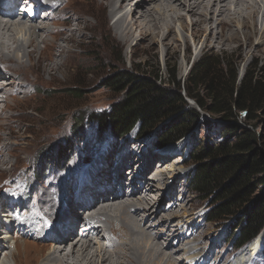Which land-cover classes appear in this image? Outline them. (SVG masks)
Listing matches in <instances>:
<instances>
[{"label":"rangeland","instance_id":"rangeland-1","mask_svg":"<svg viewBox=\"0 0 264 264\" xmlns=\"http://www.w3.org/2000/svg\"><path fill=\"white\" fill-rule=\"evenodd\" d=\"M58 1L61 2L59 10L57 8L55 12L52 9V11L46 12L49 19L45 29H50L46 33H52L45 36L46 38L43 36L46 41L45 45L40 38L37 39L38 48L42 49L45 46L41 54L38 51H33L31 58L26 56L22 58L26 65V71L17 81L21 84H15L19 85L18 89L15 91L16 88H13L14 90L11 91L12 95L7 99L9 102L7 107L5 105L0 118V197L10 195L12 196L11 200L20 203L15 199L28 194L29 197L20 204L17 210L19 212L26 211L20 215L21 218L30 212L36 214V217L28 221L26 229H21L18 236L14 235L9 239L8 251L15 258L13 260L11 256L9 257L10 264H42L43 262L49 264V261L46 262L45 259L49 255H53L48 225L51 222L48 223L45 219L52 220L55 217L48 215L43 207L38 206L37 209H34V198L40 193L44 198L46 197L48 202H51L52 198L49 196L52 191L64 192L68 195L71 192L73 195L77 194L79 198L84 197L86 191L76 192V180L77 177L85 176L88 171L94 175V179L96 175H99L114 183L115 181L111 178L120 174L122 178L116 180L115 184L121 185L123 190L129 188L130 191L133 188L132 185L135 186L136 182L141 181L144 177L150 182L154 181V176L163 177L159 184L160 188H156L155 193L153 192L155 200L158 202L153 208L159 209L160 207L161 210L170 208L164 199V195L170 192L181 199L176 201L178 207L175 206L172 209L174 213L178 214V217L176 221L175 217L173 218L175 223L171 226L174 232L179 229L178 234L185 231V237H182L181 243L185 241V247L190 251L196 247L193 243H196L197 240L198 252H200L198 255L199 257L203 256L202 262H205L204 259L207 256L209 258L207 264H213L216 260V264L222 262L235 264L237 255L245 249L249 251L254 242L248 247L237 249L232 236L236 232L233 231L237 221L236 217L219 223L207 221V213L212 203L193 194L187 186L188 177L194 170V164L189 162L188 148L192 149L199 143L203 146L207 141L216 143L220 140L217 123L213 127L203 124L206 120L216 121L220 115L203 111L194 100L186 98L188 105L185 108L195 109L201 113L199 124L193 130L191 138L184 139L176 145L161 148L156 147L155 138L148 134L142 138L130 134L121 139L107 138V136H103L101 139L95 134V126L87 123L84 117L91 112L107 110L120 99L121 95L115 93L104 83L107 76L122 67L127 70L138 69V73L144 76L158 74L163 82L167 83L168 72H175L177 79L182 81L187 78L191 66L198 62L202 56H218L222 67H225L229 61L231 71H237L238 82L235 85L238 86L239 79L241 80L246 69L251 65L256 66L257 70L259 67L264 68V45L255 48L262 35V30L259 29L264 26L263 24L260 27L264 20V4L261 3L259 14L255 16L257 26L247 23L244 30L250 38L246 40L239 37L237 40L220 43L217 34H209L204 48L202 42L208 35V29L204 34H199L197 30L191 28L190 22L193 17H190L189 25L186 28L178 24L174 25L175 34L172 36L176 37L179 42L173 40L172 49H166L161 44V33L154 40L149 38L141 40L140 34L136 30L123 42L118 31L114 28V19L110 14L109 7L105 4L99 5L98 0ZM58 1L53 0L52 4L56 7ZM132 4L131 2L130 5ZM30 9L32 10L33 6H30ZM22 12V9L17 10V13H21V15ZM43 14L45 13L42 11L40 19ZM35 23L37 24V22ZM229 27L233 26L231 24L223 25L220 30L223 34H227ZM78 28L80 29L78 30ZM256 31L258 32L256 33ZM191 34H193V40ZM24 37V35L19 36L21 40ZM27 49L29 50L31 47ZM195 52L197 53L195 54ZM190 61H193L192 65L188 63ZM61 62L62 65L58 69H51L55 63ZM9 75L14 76L15 74L9 73ZM198 89L202 91V87H198ZM2 107L3 105L0 108ZM243 110H237V116L234 119V122L240 126L244 122L247 123L246 117L243 116L245 115ZM257 116L255 123L257 130L260 131L264 126V116L260 113ZM80 120H82L83 129L81 132H74L73 130H77L74 129V126ZM127 151L132 155V158H126L124 162L121 158L120 161L117 157L123 153L127 154ZM60 154L65 156L64 160ZM148 158L149 160L146 162ZM118 161L123 163L114 169V165ZM137 161L147 164L143 165L146 172L143 167L138 168V165H135ZM37 164L50 171L49 174L41 175L40 181L33 178L38 171L35 169ZM62 164L66 165L63 170L60 169ZM128 168L139 171L133 180L129 179L131 175H127ZM174 171H176V176L172 175ZM131 182H133L132 185H130ZM95 184L100 185L97 180ZM95 184H91L94 190L96 189ZM101 184L103 186H98L97 190L99 188L108 190V182L103 180ZM14 188L20 190L16 192ZM140 188L146 194L150 189L149 187ZM17 193L20 195L17 196ZM125 200L122 199L123 202ZM98 205L95 206L94 211L92 210L94 215H97L96 210L100 209ZM123 206L124 208L120 207L121 211L124 209L125 212H128L127 214H133L126 210V204ZM99 213H102V210ZM77 216L82 217L81 213H77ZM135 217L138 219L137 217L140 216ZM159 219L160 217L156 218V222ZM16 222L17 219L14 225ZM142 224L137 226L139 231L142 230ZM178 224L179 227H177ZM42 229L43 231H41ZM161 229L160 231H162ZM144 230L143 232L147 234L148 231ZM71 236L73 238V235ZM123 236L124 240L125 236ZM97 237H99V241L105 243V246L109 242L112 246L118 247L119 243L112 239L108 233H97ZM22 244L33 250L30 251V248L28 251L23 250ZM124 244L127 245V242ZM173 245L179 246L174 242ZM68 246L69 244L66 248ZM91 247L93 248L94 244H91ZM115 252L110 253L114 258H116L115 256L119 257L122 250L118 249ZM3 256L2 252L0 257ZM174 257L175 260L183 257L179 258L178 262L190 264L187 261V254L181 250L175 253ZM245 264H264V262L258 253Z\"/></svg>","mask_w":264,"mask_h":264},{"label":"bare ground","instance_id":"bare-ground-1","mask_svg":"<svg viewBox=\"0 0 264 264\" xmlns=\"http://www.w3.org/2000/svg\"><path fill=\"white\" fill-rule=\"evenodd\" d=\"M52 2L53 0H0V81H5L0 83V107L3 105L0 108V118L4 112L5 105L7 107V103L9 102L7 99L12 95L11 91L15 88V91L18 89L21 83L17 81L20 80V76H23L24 71H26V65L22 58L24 56L31 58L33 51H38L41 54L45 46L42 49L38 48L37 39L40 38L41 42L45 45L46 41L43 39V36L46 38L45 36L52 33H46L47 30H50L45 29L49 19L46 12L51 9L55 12L57 8L59 10V5L61 4L58 1V6L55 7ZM98 2L99 5L105 4L109 7L110 14L114 19V28L118 31V35L123 42L136 30L140 34L141 40L147 38L154 40L161 33V44L166 49H172L173 40L179 42L176 37L173 38L172 36V34H175L174 25L178 24L186 28L189 25L188 19L190 17H193L190 22L191 28L197 30L199 34H204L208 29V35L202 42V47L204 48L207 44L209 34H217L220 43L237 40L239 37H243L246 40L250 37L245 33L244 29L247 23H250L251 26H257L255 16L259 14L261 3L264 4V0H98ZM131 2L133 3L132 5H130ZM37 4H39L38 12L35 11L36 8L31 11L25 10L30 6L35 7ZM20 8H22V11L25 10L26 13L25 11L22 12V15L21 13H17V10ZM42 11L45 14L40 19ZM230 24L233 27L228 28L229 33L223 34L220 30L221 27ZM263 24L264 20H262L261 27ZM259 30H262V35L258 39L255 48L264 45V26ZM35 31L40 33L38 34ZM21 35L25 36L22 40L19 38ZM191 36L193 40V34ZM29 47L31 49L28 50L27 48ZM61 65L62 62L55 63L51 69H58ZM9 73H14L15 75L10 76ZM16 83L19 85L16 86ZM124 153L117 157L120 161L121 158L123 162L126 158H132L129 151H127V154ZM148 160L149 158L146 162ZM120 161H118V165L114 169H117L123 163H120ZM135 165H138L139 168L147 164L137 161ZM165 168L168 167L165 166ZM144 171L146 172V169ZM127 172V175H131V178L129 177L130 180H133L135 175L139 173L137 169L132 168H128ZM172 175L176 176V171L172 172ZM93 177L94 175H91L90 171L83 177H77L76 192L86 191L84 197L79 198L77 194L73 195L71 192L68 195L64 192L52 191L49 196L52 198V201L48 202L46 197L44 198L40 193L35 196L34 209H37L38 206L40 208L43 207L48 215L55 217L52 220L43 218L48 223L51 222L48 225L50 229V245L53 247V255H49L45 259L46 262L49 261V264H181L178 261L180 260L179 258L184 257L183 254V257L174 259L175 253L181 250L187 254L188 263L207 264V259L209 258L206 256L204 259L205 262H202L203 256L199 257L198 255L200 252H198L197 240L196 243H193L196 247L189 251L185 247V241L181 243V240H183L182 237H185V231H181L178 234L179 229L176 230L177 232H174L171 228L178 217V214L174 213L172 209L178 205H176V201H180L181 199L175 196L173 192H170L164 195V199L167 205H170V208L161 210L159 205V209L153 208L158 203L155 200L153 192L156 188H160L159 184L162 182L163 177L154 176L153 182L147 181L146 177H144L141 181L138 180L135 186L131 182L130 185L133 186L131 191L128 190L129 188L123 190L121 185L117 186L114 182L107 181L105 177L103 178L99 175H96L95 179ZM121 178L122 176L120 174H116L111 179L116 181ZM96 180L102 186L103 184L101 182L103 180L108 182V190L105 188H99L97 190L100 185L95 184ZM91 184H95V190L94 187H91ZM140 187H149L150 189L146 194V192L141 191L142 189ZM14 190L17 192L20 189L14 188ZM139 191L144 194L140 193V195ZM168 194L169 196L167 197ZM16 195L19 196L20 194L17 193ZM11 197L10 195L0 197V255H2V252L4 253V256L2 258L0 257V264H10L9 257L11 253L8 251L10 240L6 238H13L14 235L18 236L21 229L27 228L28 221L36 217L35 213L30 212L21 218L20 215L26 211L19 212L17 210L20 204L24 202V199L29 197L28 194H24L15 199L20 203H15L11 200ZM122 199H126L125 202ZM95 201L96 203L94 204ZM122 204H126V210L133 212V214H127L128 212H125L124 209L121 211L122 209L120 207L122 206L124 208ZM97 205L100 209L96 210L97 215H94L95 213L93 214L92 210ZM101 210L102 213H99ZM17 211L18 214H16ZM165 212L168 214H163ZM77 213L83 214L81 215L82 217L77 216ZM137 215L140 216L137 217L138 219L135 217ZM158 217L160 219L156 222L155 219ZM9 219H12V223H4ZM15 219L21 222L20 226L14 225ZM85 222H87V226H92L91 228L96 234L108 233L112 239L119 243L118 247L112 246L109 242L105 246V243L102 241L92 242L90 239L85 240V237L79 239V227ZM141 223H143L141 225L142 230L139 231L137 226ZM162 227L163 229H161ZM177 227H179V224ZM3 228H6V231H3ZM180 229H182L181 226ZM143 230L148 231L149 235H147L148 232L146 234ZM154 231L156 234H153ZM71 235H73V238ZM122 235L125 236L123 237L127 240V245L124 244L126 242L125 239L123 240ZM261 235L254 241L249 251L245 249V251L237 255L235 264H245L250 258L258 254V249L264 238V235ZM173 242L174 244L178 243L179 246L175 247ZM68 244L69 246L66 248ZM91 244H94L93 248ZM107 247L111 248V250H108L109 248L107 249ZM22 248L26 251L29 248L30 251L33 250L31 247H26L25 244H22ZM114 248L122 250L119 257L115 256L116 258H114L110 255L111 252L118 250ZM11 258L13 257L11 256ZM216 261L213 264H216ZM230 263L228 262V264ZM42 264L47 263L43 262ZM221 264L225 263L222 262Z\"/></svg>","mask_w":264,"mask_h":264},{"label":"trees","instance_id":"trees-1","mask_svg":"<svg viewBox=\"0 0 264 264\" xmlns=\"http://www.w3.org/2000/svg\"><path fill=\"white\" fill-rule=\"evenodd\" d=\"M221 64L218 56H202L186 79L181 81L175 72H168L167 83L158 74L144 76L138 69L118 68L107 76L104 85L120 94V99L109 109L91 112L84 119L95 126V134L101 139H121L136 131L137 138L152 135L156 147L161 148L191 138L199 124L201 113L185 108L188 98L201 110L220 115L216 121L203 122L207 127L217 123L220 140L188 148L194 170L187 186L212 203L207 221L219 223L236 217L232 236L240 249L264 232V126L258 131L255 123L257 114L264 116V68L257 70L251 65L236 86L237 71H231L229 61L225 67ZM241 109L247 120L242 126L234 122L236 111ZM74 129L81 132L82 120ZM38 166L35 177L39 179L47 169ZM261 254L264 261V238Z\"/></svg>","mask_w":264,"mask_h":264},{"label":"clouds","instance_id":"clouds-1","mask_svg":"<svg viewBox=\"0 0 264 264\" xmlns=\"http://www.w3.org/2000/svg\"><path fill=\"white\" fill-rule=\"evenodd\" d=\"M262 234L264 235V232H263ZM261 236H262V235H261ZM258 237H260V236H258ZM258 237H257V238H258ZM257 238H256V239H257ZM256 239H255V240H256ZM255 240H254V241H255ZM254 241H253V242H254ZM253 242H251L250 244H252ZM262 242H263V239H262ZM262 242H261V246H260L259 251H258L259 256H260L261 258H262V254H261V250H262ZM250 244H248V245L245 246V247H248ZM262 260H263V259H262ZM263 262H264V261H263Z\"/></svg>","mask_w":264,"mask_h":264}]
</instances>
